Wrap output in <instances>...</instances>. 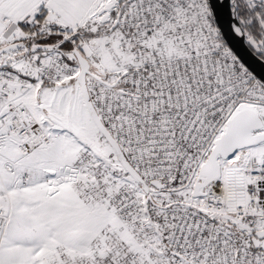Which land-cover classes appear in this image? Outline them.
<instances>
[{
  "label": "snow or ice",
  "instance_id": "6c2138e0",
  "mask_svg": "<svg viewBox=\"0 0 264 264\" xmlns=\"http://www.w3.org/2000/svg\"><path fill=\"white\" fill-rule=\"evenodd\" d=\"M0 264H264V0H0Z\"/></svg>",
  "mask_w": 264,
  "mask_h": 264
}]
</instances>
